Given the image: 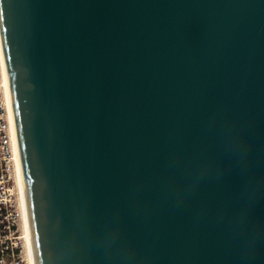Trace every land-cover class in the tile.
I'll list each match as a JSON object with an SVG mask.
<instances>
[{"label":"water","instance_id":"95a60500","mask_svg":"<svg viewBox=\"0 0 264 264\" xmlns=\"http://www.w3.org/2000/svg\"><path fill=\"white\" fill-rule=\"evenodd\" d=\"M37 264H264V0H0Z\"/></svg>","mask_w":264,"mask_h":264},{"label":"built area","instance_id":"2783aa9c","mask_svg":"<svg viewBox=\"0 0 264 264\" xmlns=\"http://www.w3.org/2000/svg\"><path fill=\"white\" fill-rule=\"evenodd\" d=\"M7 110L0 103V264H26Z\"/></svg>","mask_w":264,"mask_h":264},{"label":"bare ground","instance_id":"6f19581e","mask_svg":"<svg viewBox=\"0 0 264 264\" xmlns=\"http://www.w3.org/2000/svg\"><path fill=\"white\" fill-rule=\"evenodd\" d=\"M0 63H1V72H2L3 87L5 94V104L7 109L9 134L11 139L12 158L15 166L16 184H17L18 196H19L20 215H21V224H22L21 226L23 230L22 238L24 240V245H25L27 264H37L33 236H32L30 215L28 210V202H27V196L25 190L23 168L21 163L20 148H19V142L17 136L15 115L13 110L8 76L5 67V59L1 44V36H0Z\"/></svg>","mask_w":264,"mask_h":264},{"label":"rangeland","instance_id":"374dc122","mask_svg":"<svg viewBox=\"0 0 264 264\" xmlns=\"http://www.w3.org/2000/svg\"><path fill=\"white\" fill-rule=\"evenodd\" d=\"M0 103H4L5 104V94H4V87H3V78H2V72H1V63H0ZM5 107H6V104H5ZM7 110V109H6ZM10 135V134H9ZM13 159V158H12ZM14 178H15V186H16V194L18 196V189H17V184H16V175H15V166H14ZM18 199H19V196H18ZM19 213H20V205H19ZM21 215H20V234H21V239L23 241V246H24V257H25V261H26V264H27V259H26V252H25V245H24V240L22 238V233H23V230H22V226H21Z\"/></svg>","mask_w":264,"mask_h":264}]
</instances>
